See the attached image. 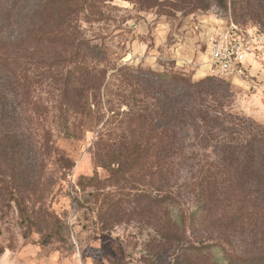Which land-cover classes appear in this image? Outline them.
Instances as JSON below:
<instances>
[{"label": "rangeland", "instance_id": "rangeland-1", "mask_svg": "<svg viewBox=\"0 0 264 264\" xmlns=\"http://www.w3.org/2000/svg\"><path fill=\"white\" fill-rule=\"evenodd\" d=\"M254 1L251 3L256 6L259 0ZM41 2L0 0V35L13 38L37 23L36 9ZM74 9L81 36L94 46L88 51L104 53L106 62L114 66L105 74L101 103L94 107L100 120L85 137L65 139L62 132L69 124L56 109L62 101L57 91L61 79L75 74L80 80L81 91L76 93L83 101L81 115L85 116L84 102L90 98L89 90L86 92L88 56L80 64L60 61L50 66L45 60L33 64L26 58L20 82L33 89L25 103L15 95L13 79L3 83L6 95L0 101V113L8 115L7 127L22 135L18 136L21 140L36 138L32 132L37 128L49 135L47 147L37 146L32 153L21 148L8 160L13 166L12 182L7 176L0 177V264H227V257L236 258L243 252L264 255V224L253 229L231 228L228 245L211 246L206 257L186 255L181 248L184 240L174 252H169L168 242L159 246L155 228L164 226L165 220L161 214L160 222L152 220L154 191L148 161H114L101 166L94 148L103 125L110 137L99 152L110 154L120 149V135L130 126L125 116L130 95L161 99L169 95L181 101L185 93L182 82L164 77L173 73L202 81L201 87L211 86L216 91L202 92L200 105L264 125V8L251 13L233 7L231 0L225 6L215 0H81ZM227 19L262 37L260 45H254L262 46L257 48L259 58H249L242 75L218 76L210 71L208 34ZM156 79L160 92H165L162 96L150 89L157 88ZM35 94L42 108L33 113L28 103ZM77 119L73 118L74 122ZM185 144L195 147L191 140ZM63 157L69 158L65 167L60 160ZM198 160L200 156L182 163L179 182L193 176ZM164 193L166 189H162ZM179 200L181 210L193 207L190 194L183 191ZM178 214L179 208L173 207V215Z\"/></svg>", "mask_w": 264, "mask_h": 264}, {"label": "trees", "instance_id": "trees-1", "mask_svg": "<svg viewBox=\"0 0 264 264\" xmlns=\"http://www.w3.org/2000/svg\"><path fill=\"white\" fill-rule=\"evenodd\" d=\"M80 1L42 0L36 9L37 23L33 22L13 38L0 35V101L6 95L3 83L9 84L13 79L17 86L15 95L25 103V97L33 89L30 85L22 86L20 82L23 76L21 65L26 58L33 64L45 60L50 66L60 61L80 64L85 57H90L91 64L86 69V92L89 90L90 98L84 102L85 116L81 115L83 101L76 93L81 91L80 80L75 74L71 79L70 74L62 78V86L57 90L62 101L56 109L63 114V120L66 119L64 123L69 124L62 135L72 140L85 137L86 132L97 126L100 118L94 107L101 103L99 95L106 72L114 68L113 64L106 62L104 53L88 51L94 46L81 36L79 18L73 14L77 13L74 8ZM215 1L220 6L227 3V0ZM263 2L259 0L253 6L251 0H231L233 7L251 13L256 8H264ZM29 43L34 44L30 46ZM155 75L159 79L162 77ZM33 76L37 78L38 75ZM168 76L172 81L182 82L185 90L183 99L176 100L169 95L165 99L157 95H130L127 100L129 109L125 113L130 126L120 135V149L110 154L99 152L110 137L108 128L102 125L94 142L95 157L101 166L114 161L123 164L141 161L145 164L148 161V168L152 169L150 186L154 191L152 220L160 222V214L165 220L164 226L159 224L161 228H155L160 237L158 245L168 242L169 252H174L177 243L184 240L181 248L186 255L206 257L205 252L211 246L223 248L222 244L228 245L227 231L231 228L253 229L264 224V125L250 123L245 116L238 114L224 115L222 110H209L200 105L198 97L209 90L207 93L214 94L216 91L211 86L201 87L202 81H192L184 74L164 75ZM159 79L154 81L157 88L150 89L162 96L165 92H160ZM28 104L33 113L42 108L36 94ZM72 116L78 121L74 122ZM6 118L9 119L5 112L0 113V177L7 176L12 182L10 172L13 166L8 165V160L12 161L21 148H28L32 153L37 146L47 147L49 132L37 128L32 132L36 138L24 137L21 140L18 136L22 135L7 127ZM187 140H191L195 147H187ZM196 156H200V160L195 165L193 176L185 183L179 182L182 163ZM60 160L63 167L69 164L68 157ZM162 189H166V193L162 194ZM183 191L193 199V207L185 211L181 210L179 200ZM163 204L165 207L161 208ZM173 207L179 208L176 217ZM24 210L23 207L19 211L22 213ZM186 242L188 246L185 248ZM226 259L227 264H264V255L251 252Z\"/></svg>", "mask_w": 264, "mask_h": 264}, {"label": "built area", "instance_id": "built-area-1", "mask_svg": "<svg viewBox=\"0 0 264 264\" xmlns=\"http://www.w3.org/2000/svg\"><path fill=\"white\" fill-rule=\"evenodd\" d=\"M222 22L207 38L210 71L218 76L242 75L247 60L259 58L257 48L262 46L254 45L261 43L262 37L251 29L243 31L231 19Z\"/></svg>", "mask_w": 264, "mask_h": 264}]
</instances>
